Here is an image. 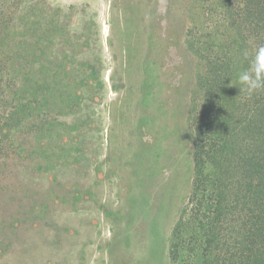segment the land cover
Segmentation results:
<instances>
[{"label":"rangeland","instance_id":"rangeland-1","mask_svg":"<svg viewBox=\"0 0 264 264\" xmlns=\"http://www.w3.org/2000/svg\"><path fill=\"white\" fill-rule=\"evenodd\" d=\"M232 3L0 0V111L28 104L0 144V264H171L199 75L223 46L243 68Z\"/></svg>","mask_w":264,"mask_h":264},{"label":"trees","instance_id":"trees-1","mask_svg":"<svg viewBox=\"0 0 264 264\" xmlns=\"http://www.w3.org/2000/svg\"><path fill=\"white\" fill-rule=\"evenodd\" d=\"M233 3L224 20L238 31L240 48L251 52L264 45V0ZM5 25L0 30L1 95H6L1 78L16 70L14 54L1 44ZM225 48V59H208L199 75L192 209L183 208L172 233L171 264H264V90L251 97L240 93L239 73ZM250 58L242 56V71ZM12 83L16 91V80ZM26 87L33 92V86ZM40 96L37 90L33 102ZM23 103H10L6 115L0 111V144L21 128L20 109L28 105Z\"/></svg>","mask_w":264,"mask_h":264},{"label":"clouds","instance_id":"clouds-1","mask_svg":"<svg viewBox=\"0 0 264 264\" xmlns=\"http://www.w3.org/2000/svg\"><path fill=\"white\" fill-rule=\"evenodd\" d=\"M243 55L245 59L251 58L248 68L238 74L239 90L251 97L264 90V45L254 47L251 52L246 49Z\"/></svg>","mask_w":264,"mask_h":264}]
</instances>
